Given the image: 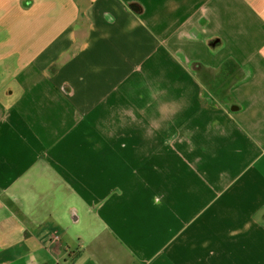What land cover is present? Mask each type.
<instances>
[{
    "label": "crops",
    "instance_id": "1",
    "mask_svg": "<svg viewBox=\"0 0 264 264\" xmlns=\"http://www.w3.org/2000/svg\"><path fill=\"white\" fill-rule=\"evenodd\" d=\"M23 1L0 0V32L8 35L0 64L13 71L12 92L0 89V159L16 161L22 176L29 161L38 162L29 159L33 154L59 159L89 198L104 197L98 217L114 214L118 230L109 239L75 227V241L73 224L39 221L33 225L43 231L40 249L0 264H24L39 251L48 254L39 264H212L214 255V263L264 264V77L232 91L234 102L245 103L232 111L229 102L202 99L200 90L198 97L195 78L171 60V37L212 0H138L129 10L120 9L126 0H34L31 8ZM222 5L234 17L248 14L250 26L264 24V0ZM175 14L178 22L169 27ZM258 51L264 54V45ZM52 63L58 65L51 78ZM66 72L77 93L51 114ZM184 172L175 200L190 204L191 214L184 222L160 220L157 233L146 220L149 191Z\"/></svg>",
    "mask_w": 264,
    "mask_h": 264
},
{
    "label": "flooded vegetation",
    "instance_id": "2",
    "mask_svg": "<svg viewBox=\"0 0 264 264\" xmlns=\"http://www.w3.org/2000/svg\"><path fill=\"white\" fill-rule=\"evenodd\" d=\"M139 3L138 0H126L123 1L120 9H133ZM34 4V0L23 1L26 8H31ZM198 6L196 13L189 14L182 27L169 40V45L173 47L171 60L180 67L184 75L195 78L198 97L200 90L202 99L212 105L224 101L229 102L236 110L242 109L245 103H235L231 93L233 94L232 91L241 93L248 85L246 80L253 79L254 82L264 77V54L258 51L259 47L264 45V24L259 21L250 26V17L244 12L235 17L229 15L223 8L222 0H212L211 4L201 3ZM143 9L142 7L141 11ZM82 17L85 18L84 12L81 13ZM117 17L119 18V15L115 13L114 23L118 21L115 20ZM7 36L5 31H1L0 43ZM57 65L52 63L46 68L49 77L57 76ZM7 68L4 64H0V89L11 93L13 88L10 86V78L13 71L12 68ZM70 80L73 83L69 82ZM75 81L73 75L66 72L57 88L54 83L51 84L53 88L59 90L55 97L56 108L51 110V114L61 110L63 103L67 104L74 100L77 93ZM85 109L83 104L79 107V118H87V109ZM171 146L174 149V144ZM29 159H37L38 162L29 161L28 169L23 176L15 169L16 161L0 159V258L14 255L20 260L40 249L37 246L31 249L33 243L36 244L43 233L39 226L33 225L39 221L51 225L61 223L65 227L71 223L74 229H70L76 231L75 227H77L78 231H84L82 234L86 237H94L98 233L102 237L108 235L110 238L115 235L114 230L118 228L114 214L107 218L102 217L103 219L98 217L103 213V209L98 208V205L104 201L103 196L89 198L86 194L87 187L71 179L59 159L45 152L39 155L33 154ZM185 178L187 172L173 175L174 184L167 182L158 185L157 191H149L146 205L150 217L146 220L151 219L154 227L157 228V233L160 220L174 217L177 219L180 216L184 222L191 214L190 204L179 207L177 202L182 205L185 202L175 200V196L177 198L181 196L177 189ZM254 185L255 183L250 181L249 191L254 189ZM171 188L175 190L174 193ZM168 229L172 234L174 233L173 227ZM52 238L56 242L59 241L55 239V234ZM170 244L171 242L168 243L167 250ZM43 247L48 250L50 243ZM50 252L54 253L52 250ZM216 258L215 255L212 257V264H227L226 261L214 263Z\"/></svg>",
    "mask_w": 264,
    "mask_h": 264
},
{
    "label": "water",
    "instance_id": "3",
    "mask_svg": "<svg viewBox=\"0 0 264 264\" xmlns=\"http://www.w3.org/2000/svg\"><path fill=\"white\" fill-rule=\"evenodd\" d=\"M231 95L233 96V99H234L235 95L234 94H231ZM235 103H237V102L235 101ZM231 110L237 111L233 107H231ZM44 259H48L47 252L46 251H44V252L39 251V252L35 253L34 255L29 256L28 260L24 264H39V261L44 260ZM13 260H15V259H13ZM45 264H57V263H56V260H52V261L47 260V262Z\"/></svg>",
    "mask_w": 264,
    "mask_h": 264
},
{
    "label": "rangeland",
    "instance_id": "4",
    "mask_svg": "<svg viewBox=\"0 0 264 264\" xmlns=\"http://www.w3.org/2000/svg\"><path fill=\"white\" fill-rule=\"evenodd\" d=\"M178 18H179L178 14H175V15H172V17H169V19H170V25H169V27L174 26L178 22ZM179 28L180 27L177 26V27H175V30H177ZM57 228L56 227H49V229L52 230L53 232L58 231V230H56ZM47 230H48V227H45V231H47ZM76 231H77V229H76ZM76 231H73L72 229L70 231V233L72 234V238L75 241H77L75 239V236L78 234ZM65 232L66 231H60V233H61L62 236L64 235ZM61 235H59V236H61ZM109 239H110V237H109ZM86 244H88V239L86 240V243H84V248H86ZM36 245H38V244L33 243V245L31 246V249L34 248V247H36Z\"/></svg>",
    "mask_w": 264,
    "mask_h": 264
},
{
    "label": "built area",
    "instance_id": "5",
    "mask_svg": "<svg viewBox=\"0 0 264 264\" xmlns=\"http://www.w3.org/2000/svg\"><path fill=\"white\" fill-rule=\"evenodd\" d=\"M55 239H58V240H60V236H59V235H57V234H55Z\"/></svg>",
    "mask_w": 264,
    "mask_h": 264
}]
</instances>
